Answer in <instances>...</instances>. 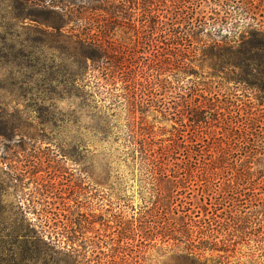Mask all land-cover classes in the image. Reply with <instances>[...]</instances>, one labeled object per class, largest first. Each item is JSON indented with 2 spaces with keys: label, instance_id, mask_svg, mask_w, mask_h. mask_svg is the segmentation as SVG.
Returning a JSON list of instances; mask_svg holds the SVG:
<instances>
[{
  "label": "trees",
  "instance_id": "obj_1",
  "mask_svg": "<svg viewBox=\"0 0 264 264\" xmlns=\"http://www.w3.org/2000/svg\"><path fill=\"white\" fill-rule=\"evenodd\" d=\"M204 1L213 7L212 15L199 10ZM263 2L0 0V68L7 71L0 77V92L17 88L25 95H36L41 103L54 96L89 99L93 94L104 102V113L98 112L102 127L97 122L94 127L101 133L109 130L106 116L118 112L122 126L112 127L120 133L125 159L138 171L141 183L150 182L151 204L158 213L173 214L169 222L153 229L183 244L186 257L198 258L195 251H221L233 238L260 242L264 199L256 190L262 189H252L246 172H234L233 167L245 162L254 149H263L264 128L259 118L248 119L240 127L233 122L232 112L221 107L202 84L185 78L196 75L193 63L198 51L220 62L218 66L214 62L213 68L238 61L244 72L256 70L264 78V26L254 17ZM4 99L1 96L0 106ZM90 109L94 118L95 107ZM147 117L171 121L174 132L158 139ZM215 124L225 126L227 133L226 137L221 133L217 142L211 131ZM194 147L198 148L194 156L201 157L197 163L190 161ZM181 149L186 156L183 164L172 163ZM196 181L209 205V209L201 207L202 216L182 200L173 202L180 188ZM39 219L42 235L28 231L16 236L20 264L31 259L28 246L46 245L45 233L48 244L56 245L62 238L65 246L70 245L69 225L56 228V218ZM48 225L52 230L44 233ZM67 252L80 256L85 264H115L116 256L108 253L104 260L87 259L72 246ZM121 254L125 264L127 255Z\"/></svg>",
  "mask_w": 264,
  "mask_h": 264
},
{
  "label": "rangeland",
  "instance_id": "obj_2",
  "mask_svg": "<svg viewBox=\"0 0 264 264\" xmlns=\"http://www.w3.org/2000/svg\"><path fill=\"white\" fill-rule=\"evenodd\" d=\"M211 8L204 1L199 10L212 15ZM255 12L254 17L264 26V2ZM196 56V75L185 79L202 84L221 107L232 112L233 122L240 127L248 119L259 118L264 128V117H260L264 110V78L256 70L244 72L237 67L238 61L218 69L213 68V63L218 66L220 62L210 59L206 51H198ZM6 72L0 68V77ZM10 90L0 92V98H5L0 106V264H20L16 236L28 231L34 236L42 235L39 218L44 216L56 218V228L69 225V246L87 259L108 260L104 256L108 253L116 256L115 264H124L119 259L124 252L125 264H264V228L260 230V242L233 238L221 251H195L200 254L198 258L186 257L183 244L156 234V225L169 222L173 214L158 213L151 204L154 199L150 182L141 183L138 171L125 159L118 140L120 133L112 127L122 126L118 112L114 117L106 116V133L94 128L99 126L95 122L102 127L103 117L98 112L104 113L105 108L104 102L91 94L92 89L90 100L85 96L63 100L54 96L45 103L39 102L36 95H25L17 88ZM91 106L95 107V119L89 116ZM147 120L160 140L168 138L176 127L168 120ZM224 128L222 124L211 127L216 142L221 133L227 136ZM203 136L208 140L206 134ZM191 150L190 161L200 162L201 157L194 156L198 148ZM184 154L181 149L172 163L183 164ZM233 170L245 171L252 189L261 188L256 192L264 199V143L262 150L254 149ZM174 199L176 204L182 200L199 216L203 215L201 207L209 209L197 181L186 183ZM49 227L43 228L44 233L52 230ZM46 234L42 238L46 245L34 244L35 250L28 246L33 253L30 261L23 264H85L80 256L67 252L69 246L64 245V239L58 238L56 245L48 244Z\"/></svg>",
  "mask_w": 264,
  "mask_h": 264
}]
</instances>
